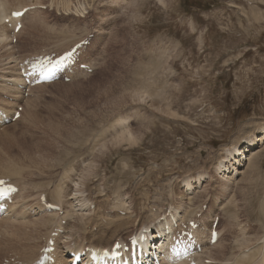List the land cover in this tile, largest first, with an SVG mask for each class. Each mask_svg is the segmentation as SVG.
Masks as SVG:
<instances>
[{"label":"rangeland","instance_id":"obj_1","mask_svg":"<svg viewBox=\"0 0 264 264\" xmlns=\"http://www.w3.org/2000/svg\"><path fill=\"white\" fill-rule=\"evenodd\" d=\"M5 1L8 10L43 4L48 8L28 12L15 44L9 39L10 50L0 48V103L1 96L14 99L8 93L11 87L2 82L10 76L7 58L16 73L25 56L44 49L61 53L92 36L84 59L93 72L28 91L27 100L17 97L21 102L8 106L23 110L15 123L0 131V178H11L7 169L18 168L14 176L22 192L18 197L27 200V206L34 202L35 214H30L33 222L24 215L29 221L26 229L13 224H6V229L10 227L6 231L0 228L3 237L7 234L0 240V253L36 257L34 252L42 246L37 243L49 236L43 237L55 223L65 232L56 238L57 249L111 244L141 225L156 223L163 209L183 200L189 217L182 221L202 213L206 226L220 215L218 243L204 247L202 259L243 264L234 257L238 230L264 236L258 211L264 203V0ZM1 27L0 33L7 36V27ZM122 127L135 141H118ZM250 138L257 141V148H249L254 152L246 153L248 161H242L235 181L228 184L218 163L230 165L229 151L245 146ZM198 176L203 181L194 185ZM186 182L193 185L191 193ZM56 186L62 193L59 201L53 193ZM76 189L82 194L71 203L75 213L66 199ZM34 190L47 192L48 201L63 210L61 217L70 211L64 227L57 215L48 216L56 218L53 225L47 216L38 215ZM231 198L233 216L222 214L218 205ZM91 204L97 207L90 214ZM115 208L126 211L125 216ZM80 209L90 221L77 222ZM162 214L166 216L165 211ZM71 221L80 222L76 226L81 229L68 228ZM122 221L128 225L115 230L117 234L114 228ZM39 222L42 229H49H40ZM20 230L28 231L21 235Z\"/></svg>","mask_w":264,"mask_h":264},{"label":"bare ground","instance_id":"obj_2","mask_svg":"<svg viewBox=\"0 0 264 264\" xmlns=\"http://www.w3.org/2000/svg\"><path fill=\"white\" fill-rule=\"evenodd\" d=\"M34 3V2H33ZM39 3V2H38ZM28 4V3H27ZM32 4V3H31ZM30 5V4H29ZM33 5V4H32ZM23 6H26V5H23ZM34 7V11L35 10H37L38 11V9H40L38 6H33ZM9 8V7H8ZM8 8H7V3H6V1L5 0H0V30L2 29V23H1V20H2V18H5L6 16H7V13H8ZM25 8V7H24ZM18 9H23L22 7H20V8H18ZM28 13V12H27ZM26 13V14H27ZM24 17V16H23ZM56 25V24H55ZM6 31V35L8 36V34H9V31L8 30H5ZM7 36H5V33L4 32H1L0 33V48L2 49V48H5V50H7V48H8V40L10 39L9 37H7ZM10 41V40H9ZM12 44V43H11ZM11 47V46H10ZM8 50H10L9 48H8ZM63 51V50H62ZM57 52V51H56ZM39 53V52H38ZM100 60V59H99ZM11 60H10V58H7V62L5 63V66L6 65H8L9 66V68H10V76H9V78H6V79H2V82L4 81H6L8 84H11V88L9 89L8 87H7V89H8V93H11L13 96H14V99H13V102H12V104L14 103V102H21V101H16V98L17 97H20V99L22 100V97L21 96H19V94L17 95V93H13V91L15 90V89H13L14 87L15 88H18V86H19V83H20V81H19V76L18 75H16V77H15V73H14V68H13V66H12V68L13 69H11ZM92 68V67H91ZM7 69V68H6ZM16 70V69H15ZM82 75H86V74H82ZM15 77V78H14ZM13 78V79H12ZM150 89V88H149ZM144 96V95H143ZM2 97V96H1ZM151 99V98H150ZM11 105V104H10ZM17 107H21V106H17ZM5 108V107H4ZM14 109H16L15 107H14ZM14 109H11L10 110V108L9 107H7L6 108V110L8 111V112H13V110ZM135 116V115H134ZM122 119V118H121ZM121 119H119V122L120 123H123V122H121L120 120ZM118 120V119H117ZM115 123H117V121L115 122ZM119 123V124H120ZM119 124H116V126L117 125H119ZM122 126V125H121ZM125 126V125H124ZM117 127H119L120 128V126H117ZM126 127V126H125ZM115 128V127H114ZM113 129V128H112ZM1 130V129H0ZM115 131V130H114ZM114 133V132H113ZM114 136V135H113ZM117 136V135H116ZM133 136V135H132ZM105 137V136H104ZM117 139H118V141H120L121 143L122 142H129V143H132L133 141H135L132 137H131V134L129 133V131H128V129H126V128H124V127H122L121 129H119V134H118V137H117ZM116 139V140H117ZM113 140V139H112ZM262 141H263V144H264V134H263V137H262ZM120 143V144H121ZM257 143V141H255V140H253V138H250L244 145L245 146H243V147H238V148H234V147H232V149H231V151H229V155L227 156V158L228 159H230L229 161L231 162V164L229 165V163L228 164H225V162H219L218 163V171H219V173L222 175V177H225V175H226V177L228 178V184L229 183H231V182H233V181H235V175L237 174V172H238V170L240 169V165H241V163H242V161L244 160V161H248V159H249V157H248V159L246 160L245 158L246 157H244L245 155H246V153H248V155L250 154L251 155V153L252 152H254V150L257 148V146H255V145H257L256 144ZM117 144V143H116ZM115 144V145H116ZM242 144V145H243ZM263 144H261V145H263ZM104 145V144H103ZM119 145V144H118ZM254 148L255 147V149H253V150H251V149H249V148ZM103 148V147H102ZM228 150H230V149H228ZM91 152V151H90ZM226 153H227V151H226ZM251 159V158H250ZM225 160V159H224ZM42 161V160H41ZM87 161V160H86ZM18 162V161H17ZM19 163V162H18ZM1 166V165H0ZM31 167H33V165L31 166ZM4 168V167H3ZM5 168L7 169L8 167H6L5 166ZM87 169V168H86ZM5 170V169H4ZM87 170H89V169H87ZM245 170V169H244ZM17 171H18V168H17V170L16 169H14V168H8L7 169V171L6 172H11L8 176H10L11 174H13V176H15V174H16V176H17ZM25 171V170H24ZM28 171V170H27ZM27 171H25L26 173H27ZM19 172V171H18ZM87 172V171H86ZM227 172V173H226ZM68 173V172H67ZM232 173H234V175H232ZM21 174V173H20ZM19 174V175H20ZM239 174H241V172L239 173ZM1 175V174H0ZM24 175V174H23ZM27 175H30V172H29V174H27ZM229 175V176H228ZM25 176V175H24ZM32 176V175H31ZM85 176V175H84ZM84 176H83V178L82 179H84ZM249 176V175H248ZM188 181V180H187ZM201 181H203V176H198V177H196L195 178V180L193 181V184L195 185V184H200L201 183ZM19 182V181H18ZM29 182V181H28ZM240 183V182H239ZM18 184V183H17ZM234 184V183H233ZM22 185V184H21ZM59 185V184H58ZM78 185V184H77ZM185 185V188H186V190L187 191H189V193H191V189H192V187H193V185H192V183L191 182H186V184H184ZM232 185V184H231ZM231 185H228V186H231ZM73 186V185H72ZM99 186V185H98ZM22 187V186H21ZM58 186H56V188L55 189H53V193L56 195V201H59L60 199H61V192H60V189H58L57 188ZM33 188V187H32ZM31 188V189H32ZM34 188H36V187H34ZM53 188V187H52ZM63 189V188H62ZM23 190V189H22ZM21 190V191H22ZM35 191V190H34ZM49 191H51V190H49ZM19 192H20V190H19ZM52 192V191H51ZM74 192H77L75 195L73 194L72 196H70L71 198L69 199V201H68V199H66L67 201H66V203L67 204H69L70 205V207L72 208L71 210H72V212H75V210L73 211V209H74V206L71 204L74 200H78V198H80V195L82 194V191H81V189H76V190H74ZM73 192V193H74ZM20 193H22V192H20ZM20 193H18V195L20 194ZM23 193H25V192H23ZM64 193V192H63ZM48 194V193H47ZM18 195L15 197V200H14V203H13V205H12V208H11V212H10V214L9 215H11V216H7L6 218H3L0 222V228H1V230H2V227H5V225L6 226H8V224L9 225H11V224H13V225H16L17 227H24L25 226V229H26V227H27V225H28V223H29V221H27V220H24L26 217L24 216V215H30V213H27V212H25L24 211V209L27 207V205L25 204V202L27 201V200H25V202H22L23 200L21 199V201H20V197H18ZM29 195V194H28ZM68 195V194H67ZM187 195H189V194H187ZM24 196V195H23ZM34 196V195H33ZM51 196H54V195H52L51 194ZM78 196V197H77ZM193 196H195V195H193ZM24 197H26V196H24ZM23 197V198H24ZM28 197V196H27ZM55 197V196H54ZM64 197V196H63ZM31 198V197H30ZM191 199V198H190ZM190 199H188V200H190ZM193 199H195V197H193ZM232 199V200H231ZM230 200H228L227 199V201L226 202H223L222 201V203L221 204H223V205H218L219 207L221 206V210L224 212V213H222V214H229L230 216H233V213H231V212H233V198H231ZM187 200V199H186ZM62 201H63V199H62ZM192 201V200H191ZM225 201V200H224ZM234 201H236L235 199H234ZM48 202H50V201H48ZM52 202V201H51ZM50 202V203H51ZM64 202V201H63ZM190 202V201H189ZM261 202V201H260ZM179 203V202H178ZM187 203H188V201H187ZM191 203V202H190ZM189 203V204H190ZM65 204V203H64ZM15 205V206H14ZM55 205V204H54ZM58 205V204H57ZM66 205V204H65ZM100 205V204H99ZM119 207L121 206V205H118ZM185 206H187V205H185V203H184V201L182 200V202H180L179 204H177V205H173V206H171V207H173V210H172V212L174 213V215L175 216H177L178 218H179V220H182L184 217H189V216H186L187 214H186V212H188L186 209H188L187 207L185 208ZM59 208H60V206H58ZM117 207V206H116ZM122 207V206H121ZM236 207V206H235ZM88 208V207H87ZM123 208V207H122ZM259 208V214H260V212L262 211V213H261V216L260 217H263V222H264V203H260V206L258 207ZM16 209H19V213L17 214V213H12V212H14ZM37 209V208H36ZM35 209V210H36ZM61 209V208H60ZM85 209V208H84ZM120 209V208H119ZM219 209V210H220ZM23 212H22V211ZM65 210V209H64ZM68 210V209H67ZM82 210L83 209H80V210H78V212H79V214H77V216H75L76 218H77V222H78V220L80 221V219H82V220H84V218L86 219V215L84 216L83 214H82ZM120 210H123V209H120ZM30 211H32V207L30 208ZM61 211L63 212V210L61 209ZM18 212V211H17ZM70 212V211H69ZM68 212V213H69ZM71 212V213H72ZM96 212V211H95ZM103 212V211H102ZM25 213V214H24ZM65 213V212H64ZM67 212H66V214L64 215V216H60V219H62L63 220V218H64V220L66 219V220H68V218L69 217H71V216H69V214H68ZM76 213V212H75ZM13 214V215H12ZM34 214H35V212H34ZM33 214V215H34ZM63 214V213H62ZM91 214V213H90ZM96 214V213H95ZM101 214V213H100ZM221 214V215H222ZM225 214V215H226ZM38 215H39V213H38ZM56 215L59 217V213H52V214H49V215H47V219H46V215H42L47 221H50V223H52V224H50V225H53L54 223H55V221H56V218H52V221H51V218L50 217H53V216H55L56 217ZM72 215V214H71ZM115 215H117V214H115ZM229 215H227V217H229ZM48 216H50V217H48ZM67 216V217H66ZM69 216V217H68ZM105 216V215H104ZM103 216V217H104ZM220 216V215H219ZM39 217V216H38ZM37 217V218H38ZM74 217V216H73ZM94 217H95V215H94ZM101 217V215L99 216V218ZM29 218H31V215H30V217ZM37 218H35L36 219V221H37ZM49 218H50V220H49ZM118 218V217H117ZM231 217H229V219H230ZM33 219V218H32ZM34 219V220H35ZM38 219H40L39 221L41 222V217L40 218H38ZM95 219V218H94ZM96 219H98V218H96ZM108 219V218H107ZM112 219V218H111ZM210 219V218H209ZM45 220V221H46ZM81 220V221H82ZM86 220H88V221H90V219H86ZM120 220H121V218H120ZM8 221V222H7ZM68 221H70V220H68ZM80 221V222H81ZM87 221V222H88ZM95 221V220H94ZM93 221V222H94ZM132 221V220H131ZM138 221V220H137ZM31 222V221H30ZM32 222H33V220H32ZM40 222H39V224H40ZM77 222H74V223H72V221H71V223L72 224H69L67 227L68 228H70V227H74V226H76V223ZM79 222V224H78V226L79 225H81V223ZM83 222V221H82ZM96 222V221H95ZM110 222V221H109ZM108 222V223H109ZM121 222V221H120ZM123 222V221H122ZM37 223V222H36ZM44 223V222H43ZM49 222H45V225L46 224H48ZM101 223V222H100ZM107 223V222H106ZM111 223V222H110ZM116 223V222H115ZM132 223V225H133V221L132 222H130V224ZM141 223V222H140ZM159 223H160V225H161V222L159 221ZM31 224V223H30ZM29 224V229L31 228L32 229V231H34L33 230V228H32V225H30ZM38 224V225H39ZM56 224V223H55ZM54 224V226H53V228L50 230V231H48L47 233H46V231H45V235L43 236V237H45V236H48L51 232H53L54 230H56L57 232H61V233H65L64 231H62V230H60V229H57V227H59L58 225H55ZM87 224V223H86ZM41 225H42V223L40 224V229H42L41 228ZM65 225H66V222H65ZM65 225H61L60 224V227H64ZM125 225H128V223H126L125 221L123 222V223H120L118 226H116L115 228H114V232H117V231H115V230H117V229H120V228H122V226H125ZM150 225V224H149ZM156 225V223H154V225L153 226H155ZM16 226L14 227V228H16ZM31 226V227H30ZM35 226V225H34ZM92 226H94V225H92ZM99 226V225H98ZM114 226V225H113ZM151 226V225H150ZM12 227V226H11ZM36 227V226H35ZM43 227H44V225H43ZM46 227V226H45ZM43 228L42 230H44V229H47L49 226H47V228ZM77 227V226H76ZM75 227V228H76ZM84 227V226H83ZM141 227H142V225H141ZM147 227H149V226H147ZM240 227V226H239ZM50 228H51V226H50ZM78 228V227H77ZM80 229H81V227H79ZM78 228V230H80ZM112 228V227H111ZM7 229H10V227H8ZM6 229V227H5V231L7 230ZM17 229V228H16ZM24 229V230H25ZM37 229H38V226H37ZM49 229V228H48ZM67 229V228H66ZM91 229H93V228H91ZM123 229H125V228H123ZM140 229V228H139ZM138 229V230H139ZM12 230H14V229H12ZM39 230V229H38ZM64 230H65V228H64ZM245 230V229H244ZM244 230H242V228L241 229H239L238 230V233L235 235V237L233 238V250H235L236 252H237V255L236 256H234L235 257V261L236 262H240V263H243V264H264V236H262V237H259V236H257V235H253L254 237H251V236H248V235H246V233H245V231ZM18 231H19V229H18ZM24 232V234L23 235H25V232H27V231H23V230H20V232ZM67 231H68V229H67ZM71 231H72V228H71ZM76 231V230H75ZM108 231H109V229H108ZM107 231V232H108ZM130 231V230H129ZM3 232V231H2ZM9 232V231H8ZM22 232H21V235H22ZM36 232H38V231H36ZM73 232V231H72ZM78 232V231H77ZM113 232V231H112ZM113 232V233H114ZM4 233V232H3ZM12 233H17V232H12ZM11 233V234H12ZM30 233V232H29ZM33 233V232H32ZM31 233V234H32ZM68 233V232H67ZM219 233V232H218ZM9 234V233H8ZM71 234V233H70ZM74 235H75V233H73ZM102 234H103V232H102ZM107 234V233H106ZM117 234H118V232H117ZM5 235V234H4ZM16 234H13V236H15ZM18 235V234H17ZM20 235V234H19ZM18 235V236H19ZM28 235V234H27ZM30 235V234H29ZM37 235V234H36ZM43 235V234H42ZM76 235H77V233H76ZM8 236H10V234L8 235ZM33 236V235H32ZM59 236V235H58ZM93 236V235H92ZM102 236V235H101ZM6 237H7V234H6ZM6 237H3L2 239H4L5 240V238ZM12 237V236H11ZM10 237V238H11ZM41 237V236H40ZM39 237V238H40ZM64 237H66V236H64ZM111 237V236H110ZM15 238V237H14ZM21 238V237H20ZM23 238V237H22ZM24 238H25V236H24ZM23 238V239H24ZM39 238H37V239H39ZM56 237H54V239H55ZM96 238V237H95ZM102 238H105V237H103L102 236ZM19 239V238H18ZM27 239H28V237H27ZM41 239H42V237H41ZM60 239H62V238H60ZM85 239V238H84ZM115 239V238H114ZM117 239H119L118 237L115 239V240H117ZM230 239V238H229ZM12 240V239H11ZM26 240V239H25ZM40 240V239H39ZM59 240V239H58ZM107 240H109V239H107ZM110 240H111V238H110ZM109 240V241H110ZM113 240V239H112ZM115 240H113V242L115 241ZM30 241V240H29ZM60 241H62V240H60ZM59 241V242H60ZM103 241H106V240H103ZM1 242H3V240L1 241ZM0 242V243H1ZM20 242V241H19ZM18 242V243H19ZM24 242V241H23ZM27 242H28V240H27ZM36 242H38V240L36 241ZM84 242V241H83ZM112 242V243H113ZM17 243V242H16ZM31 243V242H30ZM43 244V240H42V242H38L37 244ZM61 243V242H60ZM107 243V242H106ZM109 243V242H108ZM111 243V244H112ZM218 243V242H217ZM5 244H7V243H5ZM5 244H4V246H5ZM9 244V243H8ZM11 244V243H10ZM28 244V243H27ZM71 244V243H70ZM73 244H74V242H73ZM81 244H83V243H81ZM111 244H105L104 246H110ZM205 244V243H204ZM3 245V244H2ZM22 245V244H21ZM29 245H31V244H29ZM38 246V245H37ZM75 246V245H74ZM88 246H92V247H104L103 245L101 246V245H99L98 243L97 244H92V243H90ZM30 247V246H29ZM56 247H57V244H56ZM70 247V246H69ZM69 247H65V250H62V248H61V246L59 247V249L61 250V252L60 253H58V255H57V259H56V264H65L66 262H67V259H66V250H68V248ZM80 247H83V246H80ZM23 248H25V247H23ZM37 248V247H36ZM78 248V247H77ZM207 248V247H206ZM206 248H204V250L206 249ZM0 249H1V247H0ZM6 249V248H5ZM22 248H20V250H21ZM35 249V248H34ZM34 249H31V250H34ZM40 249V248H39ZM38 249V250H39ZM59 249H57V252H59ZM30 250V249H29ZM38 250L37 251H35L34 252V256H36L37 255V252H38ZM203 250V251H204ZM28 252V251H27ZM204 252H206V250L204 251ZM30 254V253H29ZM204 254V253H203ZM207 254V253H206ZM26 255V254H25ZM31 255H32V253H31ZM209 255V254H208ZM207 255H205V257H206ZM211 256V255H210ZM209 256V257H210ZM32 257V256H31ZM204 257V258H205ZM208 257V256H207ZM207 259H209V258H207ZM210 260H213V259H210ZM223 263H226V264H235V262H229L228 260L226 261V259L224 260V262Z\"/></svg>","mask_w":264,"mask_h":264},{"label":"snow or ice","instance_id":"obj_3","mask_svg":"<svg viewBox=\"0 0 264 264\" xmlns=\"http://www.w3.org/2000/svg\"><path fill=\"white\" fill-rule=\"evenodd\" d=\"M15 15H20L19 13H16Z\"/></svg>","mask_w":264,"mask_h":264}]
</instances>
